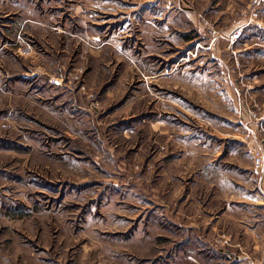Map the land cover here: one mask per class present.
I'll return each mask as SVG.
<instances>
[{"label": "rangeland", "instance_id": "374dc122", "mask_svg": "<svg viewBox=\"0 0 264 264\" xmlns=\"http://www.w3.org/2000/svg\"><path fill=\"white\" fill-rule=\"evenodd\" d=\"M176 10L0 0V264H264V0Z\"/></svg>", "mask_w": 264, "mask_h": 264}, {"label": "crops", "instance_id": "0c3cea01", "mask_svg": "<svg viewBox=\"0 0 264 264\" xmlns=\"http://www.w3.org/2000/svg\"><path fill=\"white\" fill-rule=\"evenodd\" d=\"M263 0H204V7L197 6L199 0H174L176 8V16L188 17L190 20V28L194 27L195 31L206 29L208 24L213 25L212 18L222 20L231 13H238L241 11L239 19H236L237 25L246 28L245 31H253L260 29L261 25V9ZM200 8H204L200 10ZM204 12V14H202ZM200 17L206 19L204 25ZM253 28V29H252ZM229 27H226V31ZM229 32V31H228ZM248 47L245 45V50Z\"/></svg>", "mask_w": 264, "mask_h": 264}, {"label": "bare ground", "instance_id": "6f19581e", "mask_svg": "<svg viewBox=\"0 0 264 264\" xmlns=\"http://www.w3.org/2000/svg\"><path fill=\"white\" fill-rule=\"evenodd\" d=\"M106 21V20H105Z\"/></svg>", "mask_w": 264, "mask_h": 264}]
</instances>
